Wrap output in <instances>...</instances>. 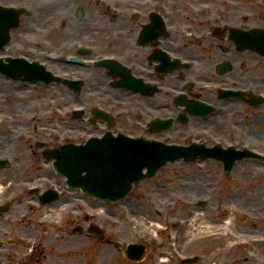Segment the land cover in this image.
Returning a JSON list of instances; mask_svg holds the SVG:
<instances>
[{
	"label": "flooded vegetation",
	"instance_id": "af4514ba",
	"mask_svg": "<svg viewBox=\"0 0 264 264\" xmlns=\"http://www.w3.org/2000/svg\"><path fill=\"white\" fill-rule=\"evenodd\" d=\"M95 1V19L90 21L94 28L85 37L107 40V47L77 42L71 50L66 49V42H52L57 38L56 31L62 29L56 25L55 14L61 4L65 6V0H0L2 63L22 58L46 67L52 53L64 58L76 55L82 62L68 65L64 58L60 61V86L77 98L75 107L66 113L62 110L59 135L63 142L50 146L52 138L48 132L41 140L30 133L22 150L10 143L6 156L0 158L3 190L12 187L10 195L19 199L28 196L29 202L39 209L52 206L40 204L44 192L51 188L62 192L66 185L55 173L58 180L50 174L31 176L33 165L27 164L31 162L26 159L28 151L33 155L38 150L45 160L46 150L67 144L84 145L89 139L105 136L189 145L199 141L176 142L166 136L178 126L187 130L191 120L212 122L209 127L217 128L219 120L226 119L227 125L229 119H236L239 121L235 128L242 127V133H246L243 127L251 125L252 129L258 117L264 118V0ZM81 10L80 17L75 10V21L88 18ZM112 39L119 42L114 44ZM259 45L262 46L258 48ZM79 47L87 55L82 56ZM98 51L104 53L97 56ZM99 59H112L114 63L98 67ZM72 82L80 83L77 92L64 84ZM87 83H101V88L88 90L82 100ZM196 103L204 106L202 113L213 111L212 114L192 116L190 106ZM1 116L5 122L0 131L7 136L16 135L21 123ZM68 117L75 123L68 127V131L75 132L71 142H66L65 135L64 122ZM163 120H172L167 131L161 130ZM213 144L204 143L209 147ZM253 144L254 149L264 151V141ZM13 152H20L21 156ZM255 161L264 163V159ZM29 188L35 189L33 193ZM14 203L0 204V216L7 215Z\"/></svg>",
	"mask_w": 264,
	"mask_h": 264
},
{
	"label": "rangeland",
	"instance_id": "374dc122",
	"mask_svg": "<svg viewBox=\"0 0 264 264\" xmlns=\"http://www.w3.org/2000/svg\"><path fill=\"white\" fill-rule=\"evenodd\" d=\"M83 2L65 0V6L61 4L55 17L56 25L62 29L56 31L57 38L52 41L55 45L66 42V49L71 50L77 42L107 47L104 44L107 40L85 37L94 28L90 21L95 19L93 4L97 5L95 0ZM76 9H83L88 18L75 21ZM118 42L113 40L114 44ZM97 53L100 56L104 52ZM57 56L58 59L52 58L47 68L60 75V61L64 56ZM94 88H101V83H87L82 100L85 93L96 90ZM76 99L57 84L30 85L0 75V116L5 115L12 123H21L16 127V135L7 136L0 131V158L6 156L5 149L10 143L18 151L22 150L24 139L30 133L41 140L48 132L52 138L50 146L63 142V136L59 135L63 111L66 113L75 107ZM65 105L68 109H64ZM225 120H219L217 128L209 127L212 122L191 120L187 130L178 126L166 137H172L176 142L197 140L203 144L214 139L223 145L233 144L235 148L242 147L246 141L251 144L264 141L262 116L257 118L252 129L251 125L243 127L246 133H242V127L235 128L239 120L229 119L227 125ZM64 125L66 142H71L75 132L68 131V127L75 123L68 117ZM13 154L21 156L20 152ZM26 159L31 160L28 165H33L32 173L29 172L31 176L50 174L58 180L38 150L33 155L28 151ZM39 182L47 184L46 180ZM10 189L0 192V204L15 202L7 215L0 216V264H96L101 254L117 264H181L182 259L190 257L199 258L195 264H264V247L250 243L229 246L225 235L207 233L182 242L173 238L176 228L171 223L172 219L189 221L192 215H201L204 226L211 223L213 227L221 228L216 223L224 221L231 213L236 224L232 234L244 232L250 237L264 238V163L252 159L237 162L229 173L223 172L221 164L209 160L168 163L153 178L135 184L125 199L114 204L94 200L77 190H66L58 203L39 209L29 202L28 196L19 199L10 195ZM201 202H206V206L200 208ZM153 223L155 225L151 226ZM89 225L102 229L107 237L103 243L86 235L70 234L75 227L85 231ZM116 242L123 246L143 243L147 255L141 262H131L116 249ZM162 259L165 261L161 262Z\"/></svg>",
	"mask_w": 264,
	"mask_h": 264
},
{
	"label": "water",
	"instance_id": "95a60500",
	"mask_svg": "<svg viewBox=\"0 0 264 264\" xmlns=\"http://www.w3.org/2000/svg\"><path fill=\"white\" fill-rule=\"evenodd\" d=\"M17 67L3 72L14 79L23 75L25 80L33 76L41 79L44 74L27 67ZM146 146L127 148L124 142H105L99 145L90 142L82 148L63 147L61 151L52 152L47 157L56 159L53 166L56 172L67 177L69 187L80 188L94 198L110 202L123 198L130 191L132 183L152 177L168 161L183 158L188 162L197 158H213L222 160L225 171H230L236 160L253 157L248 151L223 150L220 147L205 149L199 146ZM144 168L147 170L145 175L142 173ZM88 234L99 242L104 240L103 234L96 228L89 230ZM123 254L131 260L139 261L144 257L145 249L140 245L129 246Z\"/></svg>",
	"mask_w": 264,
	"mask_h": 264
},
{
	"label": "bare ground",
	"instance_id": "6f19581e",
	"mask_svg": "<svg viewBox=\"0 0 264 264\" xmlns=\"http://www.w3.org/2000/svg\"><path fill=\"white\" fill-rule=\"evenodd\" d=\"M9 92L7 93V96L9 97L8 100L11 99ZM3 189L4 187L2 183H0V192ZM227 215L228 216L224 221H220L216 223L217 226L221 225L222 226L221 228L213 227L211 223H207L206 226H204L205 224L202 221L203 219L201 215H192L189 221L182 220L181 222H178L176 221V219H172L171 222L175 224L176 226L175 233L173 234V238H175L176 240L177 239L183 240L182 242H186V241L193 240L194 237L202 233H205V234L207 233V235H213V236L225 235V238L227 239L226 242L229 246H239L241 244L250 243V244H255L256 246H259V247H264V238L260 236L250 237L249 234H246L244 232H238L237 234L239 235L232 234L233 230L236 229L235 219L232 217L231 213ZM251 216H253L254 218H257V216L255 215H251ZM154 225L155 224L153 223L151 226H154ZM147 229L151 231V228L149 226ZM204 229H205V232H204ZM164 261L165 259L161 260V262H164ZM260 263H263L262 260ZM96 264H117V262L101 254V256H99V258L97 259Z\"/></svg>",
	"mask_w": 264,
	"mask_h": 264
}]
</instances>
